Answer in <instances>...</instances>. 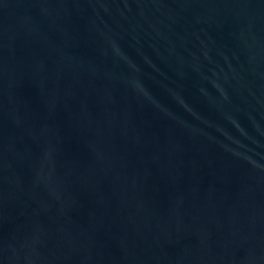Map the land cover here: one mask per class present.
I'll list each match as a JSON object with an SVG mask.
<instances>
[{"label":"water","instance_id":"1","mask_svg":"<svg viewBox=\"0 0 264 264\" xmlns=\"http://www.w3.org/2000/svg\"><path fill=\"white\" fill-rule=\"evenodd\" d=\"M0 264H264V0H0Z\"/></svg>","mask_w":264,"mask_h":264}]
</instances>
